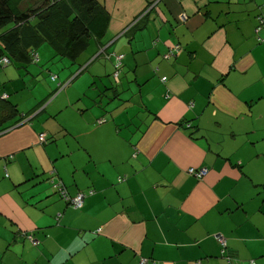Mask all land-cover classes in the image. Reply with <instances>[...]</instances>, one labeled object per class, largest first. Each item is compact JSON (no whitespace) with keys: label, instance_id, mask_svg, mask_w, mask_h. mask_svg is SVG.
<instances>
[{"label":"crops","instance_id":"crops-1","mask_svg":"<svg viewBox=\"0 0 264 264\" xmlns=\"http://www.w3.org/2000/svg\"><path fill=\"white\" fill-rule=\"evenodd\" d=\"M97 1L98 53L44 112L0 66V97L37 112L0 132V264H264V0Z\"/></svg>","mask_w":264,"mask_h":264},{"label":"trees","instance_id":"trees-1","mask_svg":"<svg viewBox=\"0 0 264 264\" xmlns=\"http://www.w3.org/2000/svg\"><path fill=\"white\" fill-rule=\"evenodd\" d=\"M24 1L0 0V66L4 65L2 59L8 60L6 65L15 66L18 70L17 75L23 79V82H25L26 73L34 74V78L30 76L29 84L36 79L40 71L49 73L47 83L50 84V81L54 83L58 79L56 72L71 71L72 66L75 67V71L72 70L67 80L57 82V89L51 95L48 85V97L50 96L52 100L69 85V81L77 78L76 70L98 53L100 39L106 33L109 18L97 0H39L29 12L19 9ZM178 49L179 47L169 51L163 59L175 56ZM119 56L121 67L122 55L114 57V65ZM114 69L115 72H119V69L115 67ZM162 82H165V78ZM91 86L94 85L91 84ZM49 104L50 101L47 102V100L40 104L37 107L38 114ZM37 112L33 110L23 117L7 98L0 97V132L19 125L25 120L29 121L32 117H28L36 115ZM98 121L100 124L105 122L104 120ZM186 123L185 128L190 130L189 121ZM57 134L65 135V129L59 127ZM38 142L45 143V135L44 141L38 139ZM187 174L198 178L188 171ZM118 181L121 182L122 179ZM81 194L84 195V193ZM27 239L32 246H37L36 241L35 245L32 244L34 240L30 236ZM216 241L218 242L217 239ZM218 244L224 251L225 247H222L219 242ZM151 263L155 264L153 261L147 264Z\"/></svg>","mask_w":264,"mask_h":264},{"label":"built area","instance_id":"built-area-1","mask_svg":"<svg viewBox=\"0 0 264 264\" xmlns=\"http://www.w3.org/2000/svg\"><path fill=\"white\" fill-rule=\"evenodd\" d=\"M257 22H259V26L256 28L255 32L258 33L263 25V20L261 17H257ZM121 59V57H117L116 60H117V63L115 64V68L116 69H119L120 67V63H119V60ZM2 63L4 65L8 64V60H5V59H2ZM115 76L117 78L118 76V73L115 72ZM7 96L6 95H3L2 98H6ZM40 141H44V135H39V138H38ZM188 172L190 174H193L194 176L198 177V178H201L202 176H204L206 174V170L202 169L200 170L199 172H195L193 169H189ZM54 188L56 189L57 193L65 200L67 201L74 209H80L82 206H83V200H84V195L81 194V193H78L76 194L75 196L73 197H69L67 195V192H66V189L65 187L60 183V182H57L56 184L53 185ZM89 195H92V192H89ZM216 239L218 240V242L222 245V247H225V242L223 240V238L221 236H216ZM32 244L35 245L36 242L35 241H32ZM142 264H147L146 262H143Z\"/></svg>","mask_w":264,"mask_h":264},{"label":"rangeland","instance_id":"rangeland-1","mask_svg":"<svg viewBox=\"0 0 264 264\" xmlns=\"http://www.w3.org/2000/svg\"><path fill=\"white\" fill-rule=\"evenodd\" d=\"M37 2H39V0H25L23 3H21L19 9L21 11H23V12H29L31 7H33V6L35 7L38 4ZM9 68L14 69L13 66H9ZM39 76H41V77H39ZM111 78H112L113 81L108 80V83L110 85H112V89H113V87L116 88L115 84H117L119 81L117 80V78H116L114 73H113V76H111ZM36 79H35L34 86L32 88L29 85V89L27 90L28 94H31L35 90V88H37L36 91H35L36 93L40 92V91L44 92V89L47 88V84H48L47 82L49 80V73L40 71V75L38 74ZM93 87H96V86H93ZM46 100H47V102H49L50 101V96L47 97ZM86 197H88V196H85V198ZM83 204H84V200H83ZM143 262L148 263L147 260H145V259H140L139 260V264H142Z\"/></svg>","mask_w":264,"mask_h":264},{"label":"bare ground","instance_id":"bare-ground-1","mask_svg":"<svg viewBox=\"0 0 264 264\" xmlns=\"http://www.w3.org/2000/svg\"><path fill=\"white\" fill-rule=\"evenodd\" d=\"M222 253H224V251L222 250Z\"/></svg>","mask_w":264,"mask_h":264},{"label":"clouds","instance_id":"clouds-1","mask_svg":"<svg viewBox=\"0 0 264 264\" xmlns=\"http://www.w3.org/2000/svg\"><path fill=\"white\" fill-rule=\"evenodd\" d=\"M42 135V134H41ZM44 135V134H43Z\"/></svg>","mask_w":264,"mask_h":264}]
</instances>
